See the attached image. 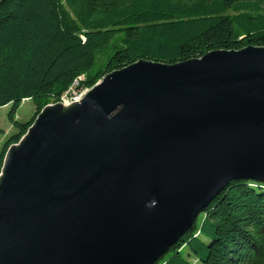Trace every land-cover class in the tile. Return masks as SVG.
I'll return each mask as SVG.
<instances>
[{
	"label": "water",
	"instance_id": "water-1",
	"mask_svg": "<svg viewBox=\"0 0 264 264\" xmlns=\"http://www.w3.org/2000/svg\"><path fill=\"white\" fill-rule=\"evenodd\" d=\"M15 146L0 264H155L231 182H264V48L140 61Z\"/></svg>",
	"mask_w": 264,
	"mask_h": 264
},
{
	"label": "trees",
	"instance_id": "trees-1",
	"mask_svg": "<svg viewBox=\"0 0 264 264\" xmlns=\"http://www.w3.org/2000/svg\"><path fill=\"white\" fill-rule=\"evenodd\" d=\"M248 47L264 48V0H0V108L11 106L16 129L0 175L9 149L71 87L90 91L140 61ZM27 100L36 112L23 123ZM155 264H264V182H231Z\"/></svg>",
	"mask_w": 264,
	"mask_h": 264
},
{
	"label": "rangeland",
	"instance_id": "rangeland-1",
	"mask_svg": "<svg viewBox=\"0 0 264 264\" xmlns=\"http://www.w3.org/2000/svg\"><path fill=\"white\" fill-rule=\"evenodd\" d=\"M81 79L83 80L84 77H81ZM83 92L84 95L80 96V94H82ZM89 92H90L89 90H84L80 93H77L74 96L73 93H71L68 99H66L65 101L50 106H59V109L63 111L65 106L82 102ZM10 111H11V106L0 108V130L2 131L0 132V152L6 140H8L12 135L16 133V129L14 128L12 122L9 119ZM35 112H36V105L34 101L32 100L24 101L16 114V120L26 123L33 118ZM13 148H16V146H14Z\"/></svg>",
	"mask_w": 264,
	"mask_h": 264
},
{
	"label": "bare ground",
	"instance_id": "bare-ground-1",
	"mask_svg": "<svg viewBox=\"0 0 264 264\" xmlns=\"http://www.w3.org/2000/svg\"><path fill=\"white\" fill-rule=\"evenodd\" d=\"M82 102H80V103H74V104H72V105H68V106H65V108H64V111H62V112H68L69 110H71V109H74V108H76L78 105H80ZM50 108H57V106H50Z\"/></svg>",
	"mask_w": 264,
	"mask_h": 264
},
{
	"label": "built area",
	"instance_id": "built-area-1",
	"mask_svg": "<svg viewBox=\"0 0 264 264\" xmlns=\"http://www.w3.org/2000/svg\"><path fill=\"white\" fill-rule=\"evenodd\" d=\"M76 85H77V83H76ZM71 93H73V96L77 94V92L74 90V86L71 87V89L68 91V93L66 94V96L63 98V101H65L66 99H68V97H69V95ZM82 95H84V92L82 94H80V96H82ZM76 100H77V98H76Z\"/></svg>",
	"mask_w": 264,
	"mask_h": 264
}]
</instances>
